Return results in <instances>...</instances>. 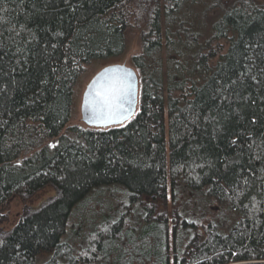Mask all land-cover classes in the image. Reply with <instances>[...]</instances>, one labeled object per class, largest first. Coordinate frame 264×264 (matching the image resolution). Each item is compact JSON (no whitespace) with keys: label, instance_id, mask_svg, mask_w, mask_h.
Here are the masks:
<instances>
[{"label":"trees","instance_id":"1","mask_svg":"<svg viewBox=\"0 0 264 264\" xmlns=\"http://www.w3.org/2000/svg\"><path fill=\"white\" fill-rule=\"evenodd\" d=\"M199 3L0 0V213L54 191L0 238V264H264V4L224 2L209 18ZM131 18L142 44L131 59L136 114L68 127L83 66L123 56ZM107 186L125 190L134 226L123 230L108 206L81 243L63 242L72 210ZM212 204L231 218L218 221ZM170 227L185 250L168 260Z\"/></svg>","mask_w":264,"mask_h":264},{"label":"rangeland","instance_id":"2","mask_svg":"<svg viewBox=\"0 0 264 264\" xmlns=\"http://www.w3.org/2000/svg\"><path fill=\"white\" fill-rule=\"evenodd\" d=\"M206 1L200 0V3L198 5H201L203 2H205L206 4H210L207 15L209 18H213L223 9L222 4H224V2L230 3L233 0H218V1L206 0ZM215 1L216 3H214ZM261 1L264 4V0ZM138 26L139 23H136L134 19L131 18L129 20L128 25L125 29L126 39H127V49L123 56L119 58L94 61L92 63L83 66L80 75L73 84V92H72L71 106H70V122L68 124V127L69 126L71 127L77 126L80 128L86 127L81 120V114H80L82 95L90 79L101 68L109 64H125L135 69L139 79L141 78L138 70L132 65L131 62L132 57L134 55L139 54L142 47L138 33L139 32ZM186 33L187 31L180 36V40H178V42L181 41V43L177 42L172 45L173 47L170 48L178 49V47L183 43L182 40L184 39V35ZM216 45L217 48H219L220 53H224V51L226 50V46H224V42H219ZM194 49L195 48L193 46L189 47L188 52L185 51L184 49L185 58L189 56L191 51ZM169 54L165 51L162 53V59L165 62H167V60L177 62L178 63L177 66H179L180 69H182L183 67L182 65H186L184 59L180 60L178 58L179 57L178 55L173 54V52ZM203 73H204L203 70L200 73L194 72L192 75H190V77L191 78L201 77ZM66 129L63 131V133L66 134V136H68L71 139H77L75 134L71 133ZM124 194H125V190H123L122 187H118V186L100 187L92 190L87 196V198L72 210L68 218L66 233L63 237L64 239L63 242L66 243V240H70L72 243H81L82 241L80 239L83 238L84 233L88 232V228L91 227V224L95 223L98 220L102 221V219L105 218V214L110 213L108 206H117L116 210L118 211L120 209V211H122L120 213V217H123V220L125 221V225H123L122 227L123 230L127 229V227L131 224L134 226L133 221L131 220V216H134L132 213L134 212L131 207L123 203ZM53 195H54V191L51 188L44 189L32 196L22 194V196H19V198H16L11 202H8L6 205H4L0 213V238H2L5 234H7L9 228L14 223V221H17L22 215L27 214L33 210H36L44 202L52 198L51 196ZM123 206H125L124 210L121 209ZM210 207L213 209L214 213L217 214L218 221L231 218V214L228 212L220 214L219 213L220 210L217 204H212ZM180 235H182L180 230L173 231L171 227L170 229H168V239H166L165 241V249H166L165 255L168 256V260L172 259V257L175 254H177L179 257L180 254H182L185 250L184 246L183 247L180 246L181 243V241H179L181 237ZM182 244H185V241Z\"/></svg>","mask_w":264,"mask_h":264},{"label":"water","instance_id":"3","mask_svg":"<svg viewBox=\"0 0 264 264\" xmlns=\"http://www.w3.org/2000/svg\"><path fill=\"white\" fill-rule=\"evenodd\" d=\"M113 69H122L123 71L119 73H113L111 71ZM112 75L123 76L133 86L131 95L126 97L127 106L129 108V112L125 113L127 118H103L93 111L92 101L94 90L100 87L104 79ZM139 96L140 79L135 69L125 64H111L104 66L90 79L85 87L80 105L81 120L87 128L100 129L123 125L134 117L138 107Z\"/></svg>","mask_w":264,"mask_h":264},{"label":"snow or ice","instance_id":"4","mask_svg":"<svg viewBox=\"0 0 264 264\" xmlns=\"http://www.w3.org/2000/svg\"><path fill=\"white\" fill-rule=\"evenodd\" d=\"M111 71L119 73L123 70L113 69ZM132 88V84L123 76H108L100 87L93 92L92 107L94 113L109 119L114 117L127 118L125 113L129 112V108L126 97L131 95Z\"/></svg>","mask_w":264,"mask_h":264}]
</instances>
